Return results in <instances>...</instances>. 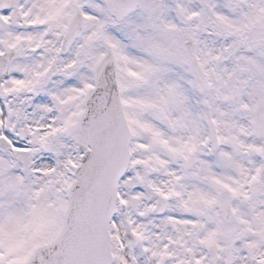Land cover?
I'll use <instances>...</instances> for the list:
<instances>
[{
    "label": "snow or ice",
    "instance_id": "1",
    "mask_svg": "<svg viewBox=\"0 0 264 264\" xmlns=\"http://www.w3.org/2000/svg\"><path fill=\"white\" fill-rule=\"evenodd\" d=\"M0 264H264V0H0Z\"/></svg>",
    "mask_w": 264,
    "mask_h": 264
}]
</instances>
